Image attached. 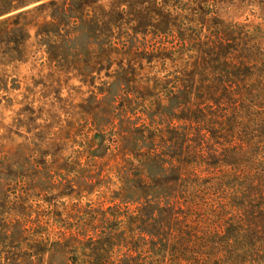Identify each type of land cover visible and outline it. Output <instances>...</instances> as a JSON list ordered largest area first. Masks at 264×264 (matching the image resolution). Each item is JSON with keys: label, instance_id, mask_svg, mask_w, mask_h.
Instances as JSON below:
<instances>
[{"label": "rangeland", "instance_id": "obj_1", "mask_svg": "<svg viewBox=\"0 0 264 264\" xmlns=\"http://www.w3.org/2000/svg\"><path fill=\"white\" fill-rule=\"evenodd\" d=\"M263 65L264 0H0V264H222L241 222L263 246L231 77Z\"/></svg>", "mask_w": 264, "mask_h": 264}, {"label": "trees", "instance_id": "obj_2", "mask_svg": "<svg viewBox=\"0 0 264 264\" xmlns=\"http://www.w3.org/2000/svg\"><path fill=\"white\" fill-rule=\"evenodd\" d=\"M256 72L252 73L251 68L246 66L243 67V74L246 76H242V74H238V72L231 73L232 78H241L243 80H251V86L248 88L249 92L247 93L248 98L244 100V104L249 103L250 107L247 109L249 113L255 109L256 112H260V117H258L257 123H249L247 120V116L245 118L244 124H243V136L246 138H252L254 141V146L258 147L259 150L257 153H255L254 157L256 158L254 161V167H257V174H264V170L261 171L260 167L262 164H264V65L263 67H256ZM256 76L258 79H253V76ZM246 107V106H245ZM252 109V110H251ZM249 129L252 132H248ZM245 133V134H244ZM224 163L228 166L234 165L233 163L229 161H224ZM249 163V162H247ZM261 171V172H260ZM257 177V184H262V178L258 179ZM263 177V176H261ZM256 184V185H257ZM247 198L242 200V204L235 203L234 206H236L241 214L243 212L249 211L246 210L247 205L250 204L251 199H249L247 202H245ZM256 204H252V213L255 215H259L260 222H264V209L261 207V204H259V200ZM261 224V223H259ZM264 228V225H261ZM256 236H260L259 230L256 229L253 231L252 227L246 225L245 223H233V224H226L224 225L223 231L221 232V235L219 237H211L207 239V245L212 247L214 243L220 246V253L218 255L222 256V258H226L230 256V258H227V261H223L222 264H264V258L257 257L255 258L252 254L253 251L256 249H260V244H257V241L255 239ZM216 240V242H215ZM214 244V245H215ZM233 248L234 250L227 254L228 247ZM264 251L260 250V253L262 254ZM264 254V253H263ZM225 256V257H223ZM254 257V258H253ZM190 264H203L199 263V261H196V259L187 260ZM164 264V263H162ZM205 264V263H204Z\"/></svg>", "mask_w": 264, "mask_h": 264}]
</instances>
